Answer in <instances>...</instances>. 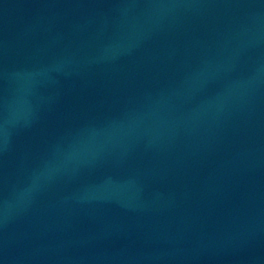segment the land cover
Masks as SVG:
<instances>
[{
  "label": "water",
  "instance_id": "water-1",
  "mask_svg": "<svg viewBox=\"0 0 264 264\" xmlns=\"http://www.w3.org/2000/svg\"><path fill=\"white\" fill-rule=\"evenodd\" d=\"M0 264H264V0H0Z\"/></svg>",
  "mask_w": 264,
  "mask_h": 264
}]
</instances>
